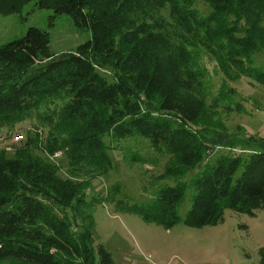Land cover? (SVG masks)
Listing matches in <instances>:
<instances>
[{
	"label": "trees",
	"instance_id": "16d2710c",
	"mask_svg": "<svg viewBox=\"0 0 264 264\" xmlns=\"http://www.w3.org/2000/svg\"><path fill=\"white\" fill-rule=\"evenodd\" d=\"M156 1L166 6L175 27L194 37L211 23L219 28L229 17L242 18L231 0H210L205 17L193 0ZM137 6V0H54L56 14L90 30L86 44L55 56L46 33L30 27L23 37L0 45V125L31 118L50 99L65 101L58 111L62 131L56 128L65 137L51 134L40 142L43 147L29 138L10 155L0 151V264H113L103 245L90 232L76 231L69 217L68 211L83 202L82 184L60 175L34 153L37 149L47 155L61 151L74 170L86 166L95 173L111 167L106 134L144 137L182 170L196 167L209 152L210 143L194 127L205 96L191 53L172 42L162 25L133 31L129 16ZM245 24L246 35L239 38L243 44L228 47V59L245 75L264 82V70L244 67L256 45L253 25ZM225 26L209 31L210 37L235 40L231 33L237 30ZM122 29L130 32L119 48L115 36ZM105 67H110L109 76ZM54 116L46 115L51 122ZM255 146L250 153L219 155L206 164L192 182L186 226L221 224L225 208L249 216L264 211V142ZM185 188H162L150 205L133 211L147 223L171 229L178 222ZM257 264H264V248L258 250Z\"/></svg>",
	"mask_w": 264,
	"mask_h": 264
},
{
	"label": "rangeland",
	"instance_id": "374dc122",
	"mask_svg": "<svg viewBox=\"0 0 264 264\" xmlns=\"http://www.w3.org/2000/svg\"><path fill=\"white\" fill-rule=\"evenodd\" d=\"M193 1V7L205 17L210 0ZM230 2L242 17H229L224 25L237 30L231 33L235 38L232 42L224 37L212 39L209 31L224 27L217 28L213 23L205 31L200 30L197 37L185 33L175 27L166 6L156 0H137L138 6L129 16L135 22L133 31L142 26L154 30L155 25L167 29L172 42L191 53L194 69L202 76L200 88L205 105L194 127L210 146L199 165L182 170L164 151H156L148 139L139 135L120 139L104 135L111 167L102 173L86 166L74 170L61 151L53 155L34 151L56 166L60 175L82 184L83 202L68 211L69 217L76 231L90 232L94 242L103 245L113 264L258 263V250L264 248L263 210L249 216L225 208L224 221L216 226L198 229L184 224L191 207L192 182L206 164L219 155L250 153L254 145L264 142V82L245 75L228 59V47L243 44L239 38L244 39L248 21L254 27L256 45L254 50L249 49L244 67L264 70V0ZM53 3L54 0H0V45L23 37L30 27L46 33L49 50L55 56L74 52L86 44L91 39L90 30L66 14H56ZM127 32L130 31L122 29L115 36L119 48ZM105 68L109 76L110 67ZM64 102L62 98L50 99L31 118L22 119L15 126L0 125V151L10 155L29 138L43 147L40 142L45 143L51 134L65 137L56 129L62 131L58 111ZM48 114L55 115L52 122L46 117ZM168 169L183 172L168 174ZM239 173L240 169L233 179ZM177 184L186 188L177 208L178 222L171 229L147 223L133 211L135 206L150 205L160 189Z\"/></svg>",
	"mask_w": 264,
	"mask_h": 264
},
{
	"label": "built area",
	"instance_id": "2783aa9c",
	"mask_svg": "<svg viewBox=\"0 0 264 264\" xmlns=\"http://www.w3.org/2000/svg\"><path fill=\"white\" fill-rule=\"evenodd\" d=\"M21 138V136H19Z\"/></svg>",
	"mask_w": 264,
	"mask_h": 264
}]
</instances>
